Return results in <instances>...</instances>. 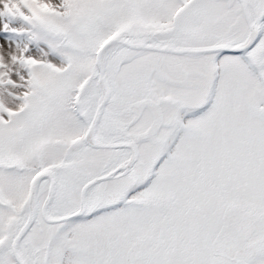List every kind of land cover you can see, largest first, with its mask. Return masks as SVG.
Segmentation results:
<instances>
[{
    "label": "snow or ice",
    "instance_id": "obj_1",
    "mask_svg": "<svg viewBox=\"0 0 264 264\" xmlns=\"http://www.w3.org/2000/svg\"><path fill=\"white\" fill-rule=\"evenodd\" d=\"M0 264H264V0H0Z\"/></svg>",
    "mask_w": 264,
    "mask_h": 264
}]
</instances>
